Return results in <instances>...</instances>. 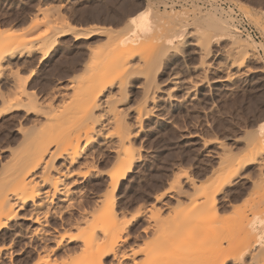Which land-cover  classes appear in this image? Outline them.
<instances>
[{
  "label": "bare ground",
  "instance_id": "1",
  "mask_svg": "<svg viewBox=\"0 0 264 264\" xmlns=\"http://www.w3.org/2000/svg\"><path fill=\"white\" fill-rule=\"evenodd\" d=\"M154 6L148 1L131 18H137L134 25L137 37L128 39L123 34L118 43L95 53L93 61L91 57L79 76H71L66 84L55 80L56 84L48 88L49 100L38 102L30 96L32 94L19 92V98H11L13 101L4 106L5 114L23 112L19 118L22 123L23 119L27 120L25 125L28 127L22 123L17 125L18 146L15 149L8 147L9 157L3 163L0 161V264H107V258L111 261L109 264H155L159 259L177 258L203 264H228L229 261L231 264H264V221L255 228L257 231L251 240L243 241L244 238L236 236L237 243L227 241L225 245L219 238L220 229L222 233L226 225L217 224L219 212L214 198L225 186L231 185L240 168L254 166L258 175L264 177V122L240 138L245 144L242 160L233 164L234 159L231 161L224 154L220 165L230 164L227 171L222 173L212 191L201 192L214 212H196V217L193 212L189 213L191 216L186 213L183 214L185 218L178 212L172 213L170 228L165 233L167 238L191 230L202 243H197L191 252L179 257H162L160 247L165 236L160 234L163 232L160 222H164L160 218L162 212H137L135 219L144 224L140 226L137 237L156 235L154 242L148 243L138 253L119 250L125 241L121 239L125 227L118 221L114 195L136 161L139 152L134 149L133 141L143 127V119L157 106L155 94L160 88L150 75V70L156 65L153 63L155 59L160 64L159 55L180 54L185 46L197 49L198 54L204 56L211 41L221 37L227 39L230 53H234V58L236 56L232 60L235 63L231 62L236 68L242 67L247 59L255 60L256 57L254 42L248 43L233 35L235 32L232 34L229 30L226 18L216 16L212 7L213 13L202 12L199 8L166 12L167 5L162 11ZM141 12L145 13L143 18H140ZM57 16L46 14L35 19L25 33L41 27L40 36L52 41L54 36L69 29L68 23ZM131 19L125 22L124 29L133 27ZM165 20V32L156 33L155 26ZM73 30L75 40L87 39L99 32L92 28V31ZM12 33L5 35L0 32V86L8 84L16 88L27 80L17 79L19 75L14 74L11 66L18 65L27 42L20 41L23 46H18V35ZM17 81L19 84L15 86ZM130 86L141 93V101L135 106L125 103L126 89ZM171 92H165L168 99L175 96L172 97ZM107 154L112 156L111 163L114 164L102 172L99 164ZM90 175L91 179L86 181ZM184 183L192 187L194 180L186 176ZM242 234L245 236V232Z\"/></svg>",
  "mask_w": 264,
  "mask_h": 264
},
{
  "label": "rangeland",
  "instance_id": "2",
  "mask_svg": "<svg viewBox=\"0 0 264 264\" xmlns=\"http://www.w3.org/2000/svg\"><path fill=\"white\" fill-rule=\"evenodd\" d=\"M148 1L153 2L154 7L160 11L167 5L166 12L171 9L178 11L184 8L192 11L199 8L202 12L213 13L215 9L216 16L226 18L229 30L232 34L235 32L233 35L242 41L254 42L255 56L258 57L255 60L247 59L242 67L236 68L232 65L236 56L234 58V53H230L227 39L221 37L211 41L204 56L199 55L197 49L196 51L191 46H185L180 53L182 55H159L160 64L157 59L153 62L156 65L151 64L154 71L151 69L150 75L161 90L155 94L157 106L143 119V127L133 141L134 149L139 152L135 166L133 165L126 179L121 180L114 195L118 221L125 227L121 235L122 241H125L119 250L137 253L151 243L156 235L149 238L137 237L140 226L144 224L140 219H135V213L162 212L160 218L164 222H160L163 231L160 234L164 235L170 228L173 212H178L183 218L186 213L189 215L193 212L196 217V212H214L201 192L212 191L222 173L227 171L230 164L222 167L220 165L224 154L231 161L234 159L233 164L242 160L245 144L240 138L245 132L255 130L264 122V0H0L1 34L15 32L14 35H18V46L27 42L26 46L24 43L25 48L20 47L23 49L20 60L25 63L19 60L22 65L18 62V65L11 66L14 74L19 75L18 78L16 75L17 79L20 78L23 82L27 80L26 83L19 80L24 87L18 86V81L14 84L18 86L16 88L8 84L0 86L3 102L0 103L1 162L9 157L8 151L11 148L18 146L20 136L15 129L22 123L19 117L23 116V112L5 114L6 103L19 98L22 92H26V95L32 94L30 96H34L38 102L49 100L47 92L56 84L55 80L59 79L66 84L71 76H79L91 57V62L93 61L95 53L118 43L123 34L128 39L137 37L136 26L133 25V28L130 25L131 28L124 29L123 25L142 10ZM46 14H53L54 17L58 15L59 20H64L69 25V29H64L63 35L51 37L54 43L48 38L52 45L49 40L40 36V31H43L41 27L25 33L30 22L41 19ZM237 17H242L258 33L260 39L253 40L238 33L236 24L243 21ZM166 22L167 20L160 22L159 26L156 25L155 32H165ZM91 28L99 32L87 39L75 40L72 36L73 29L78 32L80 29L90 31ZM18 31L23 34L20 35ZM154 66L157 67V72ZM127 89L125 103L134 106L139 104V90L133 86ZM168 89L172 91V97L175 95V99L167 98L165 92L170 91ZM15 114L19 115L15 117ZM25 122L27 120L23 119L21 125H25ZM26 126L28 127L27 124L24 127ZM111 157L107 154L101 159L100 171L111 168L114 164L111 163ZM237 172L239 173L232 178L231 185L225 186L214 197L219 212L217 224L226 225L222 229L225 234L220 229L219 238L225 245L227 241L238 240V237L244 238L243 241L251 240L257 231L255 228L264 221V177L258 175L254 166H245ZM186 176L194 180L192 187L184 183ZM91 177L92 175L88 176L86 181ZM158 198L160 200L156 201ZM250 224L254 226L252 229ZM61 233L68 234L65 231ZM163 237L167 238L166 234ZM106 263H111L109 258Z\"/></svg>",
  "mask_w": 264,
  "mask_h": 264
},
{
  "label": "snow or ice",
  "instance_id": "3",
  "mask_svg": "<svg viewBox=\"0 0 264 264\" xmlns=\"http://www.w3.org/2000/svg\"><path fill=\"white\" fill-rule=\"evenodd\" d=\"M145 13H140V18H143ZM131 24L135 25L137 23V18H133L130 21ZM176 228L179 229L180 225L177 224ZM197 243H202L197 235L191 231H185L183 234L175 237H168L162 241L160 247V255L162 257H179L182 254L191 252ZM155 264H203V262H193L185 259H159L155 261ZM231 264V261L228 262Z\"/></svg>",
  "mask_w": 264,
  "mask_h": 264
},
{
  "label": "built area",
  "instance_id": "4",
  "mask_svg": "<svg viewBox=\"0 0 264 264\" xmlns=\"http://www.w3.org/2000/svg\"><path fill=\"white\" fill-rule=\"evenodd\" d=\"M238 20L243 21V23H240L239 25L236 24L237 31L244 37H250L253 40H258L259 35L256 31H254L253 28H251L247 23H245V20L242 17H237Z\"/></svg>",
  "mask_w": 264,
  "mask_h": 264
}]
</instances>
